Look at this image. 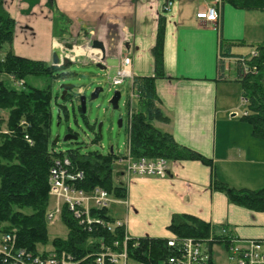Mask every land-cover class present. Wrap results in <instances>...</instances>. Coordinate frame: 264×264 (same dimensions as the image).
<instances>
[{"label": "crops", "instance_id": "crops-1", "mask_svg": "<svg viewBox=\"0 0 264 264\" xmlns=\"http://www.w3.org/2000/svg\"><path fill=\"white\" fill-rule=\"evenodd\" d=\"M18 3L26 4L30 11L45 10L42 16L46 23L60 29L58 35L51 30L45 62L50 64L56 54L61 61L106 69L110 59H116L114 65L118 67L123 57H131L135 77L154 76L157 30L160 19L165 18V78L157 79L155 86L158 107L170 121L155 122L154 126L172 135L178 144L213 159L220 182L235 189L264 187V142L253 136L251 125L239 116L238 95L242 97L243 90L235 93L234 101L233 97L232 102L226 101L228 84L238 82L237 78H220L219 71L221 37L243 41L251 48L264 41L250 37L248 11L220 5L219 23L214 25L197 20V12L210 4L198 0L178 1L170 12L164 10V0ZM94 40L105 47L103 62L101 51L92 48ZM232 53L247 55L236 54L234 49ZM126 201L115 206L124 208L121 218L135 239L171 238L168 227L173 216L190 215L210 223L215 231L218 226L226 227L239 239L264 240V212L231 203L226 193L213 189L212 169L198 161L172 162L165 176L135 180L127 186Z\"/></svg>", "mask_w": 264, "mask_h": 264}, {"label": "trees", "instance_id": "trees-1", "mask_svg": "<svg viewBox=\"0 0 264 264\" xmlns=\"http://www.w3.org/2000/svg\"><path fill=\"white\" fill-rule=\"evenodd\" d=\"M238 10L264 11V0H221ZM16 22L10 17L5 0H0V50L5 43L13 40ZM166 19L161 18L154 47L155 74L149 77H136L134 88L138 94L137 107L133 110L130 125V153L135 159L159 160L169 163L177 161H198L210 167L213 172V189L226 193L228 200L238 206L254 212H264V187L258 190L235 189L220 182L215 175L214 161L211 158L183 145L178 144L172 135L162 132L154 126L155 122L168 123L170 119L158 107L159 98L155 82L165 78L164 41ZM246 46L239 40H225L221 37L219 53L223 59H240L242 56L232 53V49ZM259 57L247 65L248 74H244L243 64L237 61V81L241 84L243 96L249 101L247 116L243 121L252 127L253 136L264 141V41L253 45ZM70 63L65 60L60 66L47 62L34 61L19 57L11 52L0 59V235L15 233L18 244L29 250L39 245H52L56 249L81 256L88 249L91 238L113 237V233L100 232L88 234L73 219L68 207L63 208L62 222L68 229L65 238L50 239L46 215L52 205L49 195V172L56 158H67L76 172L84 174L75 186L90 191L101 187L115 199L126 197V188L122 173L116 165L125 155L118 153L101 154L99 152L82 153L80 148L66 152H56L52 140V92L44 89L29 88L17 90L9 88L3 76L11 77L15 82L25 85L30 76H49L54 79L73 77L75 73L65 72ZM256 67L257 72H251ZM220 78H224L223 62L219 66ZM71 98L70 92L64 100ZM61 110L68 112L65 106ZM82 117L86 120L81 105ZM6 114V117L3 114ZM95 130V127H91ZM95 141L101 139L95 134ZM78 144V143H76ZM99 215H107L111 210L104 209ZM179 238L209 239L225 244L227 241L216 236L215 228L208 222L190 215H174L168 227ZM225 229V227H223ZM121 233L118 232V237ZM168 239L145 237L139 239V246H129V264H170L175 254L167 245ZM213 250V249H212ZM215 264V263H210Z\"/></svg>", "mask_w": 264, "mask_h": 264}, {"label": "built area", "instance_id": "built-area-1", "mask_svg": "<svg viewBox=\"0 0 264 264\" xmlns=\"http://www.w3.org/2000/svg\"><path fill=\"white\" fill-rule=\"evenodd\" d=\"M181 0H164V10L170 12L175 3ZM210 2L197 13V19L211 24H217L219 20L218 5L221 0H198ZM259 57V52L253 50L250 56L238 59L243 64L244 74L250 72L247 65L253 59ZM226 61L225 59H221ZM132 59L123 57L117 68V73L111 79V86L123 85L127 80L133 85L134 74L131 70ZM225 70L228 65L225 64ZM251 72H257L256 67ZM21 85V84H20ZM136 95L132 91L131 100ZM242 104L246 105L248 99L243 97ZM244 115H247L245 113ZM125 164L124 175L127 183H131L144 177L165 176L169 163L164 159L148 160L134 159L130 151L121 160ZM82 172H76L72 163L67 158H56L49 172V195L53 205L46 218L54 224L61 221L63 208L68 207L73 219L80 228L88 234L100 232L113 233V237H94L88 242L85 254L78 256L61 251L52 246H39L36 250L21 247L15 233L0 235V264H129V246H139V240L132 238L127 231V221L123 219H109L107 215H99V212L109 208L114 203H122L113 199L107 191L95 187L90 191L80 189L75 183L83 179ZM118 232L121 236L118 237ZM221 237L227 242L223 245L219 241L213 244V237L209 239L179 238L173 236L168 239L167 245L175 254L169 259L170 264H210L213 260L214 246H222L221 253L225 264H264V240L239 239L223 229ZM213 249V250H212ZM140 264V263H137Z\"/></svg>", "mask_w": 264, "mask_h": 264}, {"label": "rangeland", "instance_id": "rangeland-1", "mask_svg": "<svg viewBox=\"0 0 264 264\" xmlns=\"http://www.w3.org/2000/svg\"><path fill=\"white\" fill-rule=\"evenodd\" d=\"M14 0H5V6L8 14L16 22L13 40L10 43H5L0 50V59L4 58L8 53L16 56L27 58L34 61H47L50 40L52 33L54 35L60 34V29L51 22L47 24L45 20V10H33L27 8V5L21 6L18 2L13 3ZM193 4L194 2H189ZM234 8V7H233ZM42 12V13H41ZM248 25L247 30L255 41L264 40V11H251L248 12ZM34 14V15H33ZM46 15V14H45ZM52 26V27H51ZM27 27L33 30L30 31ZM53 30V32L51 31ZM252 48L248 45L238 46L234 48V53L249 54ZM108 60L106 69H101L96 65L83 66L80 64H71L69 68L64 69L65 72L75 73L73 77H66L61 79L50 78L49 76H34L30 75L25 79V85L19 87L11 77L3 76L5 83L9 88L17 90H28L29 88L44 89L49 87L53 100H52V126L51 134L54 141L59 136V142L54 145L56 152H66L70 149L80 148L82 153L99 152L107 154L113 148L115 153L125 154L128 150V115H129V102L131 97V88L129 83L126 82L122 86L111 87L110 83L117 73L116 59ZM50 64L53 65V56L50 59ZM231 69L226 72L229 80L237 78V71L232 61H227ZM62 85L72 86L69 92L71 98L69 100L62 99L63 90ZM230 85V86H229ZM228 95L226 101L232 102L235 100V93L241 91L242 86L238 82L228 84ZM97 88H102L103 92L95 100L91 99L92 94ZM119 91L121 99L119 102V109H113L110 100L114 93ZM240 94V93H239ZM85 97L86 102V120L82 117L79 107L81 105V98ZM239 98H242L238 95ZM238 98V99H239ZM241 100V99H240ZM138 99H133L131 108L137 107ZM60 106L67 108V113L61 110ZM242 102L239 104L238 112L242 117V113L246 110L242 107ZM246 108V106H244ZM6 117V114H3ZM123 119V127H119V120ZM102 124L101 139L94 142L98 133L99 125ZM91 127H95L92 130ZM75 135L76 141L64 142L67 135ZM264 142V141H263ZM78 143V144H76ZM117 168H124V163L116 165ZM111 215L115 218L123 217L124 208L121 206L113 205L111 207ZM243 217L239 216L241 222ZM250 226V224H243ZM49 237L65 238L68 234V229L60 221L54 224L49 223ZM226 228V227H225ZM223 227L216 228V234L222 233ZM227 229V228H226ZM228 231V230H227ZM229 232V231H228ZM224 251L222 246H214L213 260L219 264H225V259L221 253Z\"/></svg>", "mask_w": 264, "mask_h": 264}, {"label": "water", "instance_id": "water-1", "mask_svg": "<svg viewBox=\"0 0 264 264\" xmlns=\"http://www.w3.org/2000/svg\"><path fill=\"white\" fill-rule=\"evenodd\" d=\"M91 45H92L93 49L101 51L102 61H104V59H105V47H104L103 43L98 41V40H94V41H92ZM53 65L54 66L61 65V59L56 54H54V56H53ZM97 67L104 69V67H102L101 65H97ZM61 89L63 90L62 99L64 100L66 95L69 93V91L71 89H73V87L68 86V85H62ZM101 92H103V89L97 88L94 91V93L92 94L91 99L92 100L97 99ZM120 99H121V93L119 91H116L114 93L112 99L110 100V103H111L113 109H115V110L119 109ZM86 102H87L86 98L82 97L81 98V108H82L84 114L86 113ZM122 126H123V119H120L119 120V127L121 128ZM101 129H102V124L99 125V129H98V133L100 134V136H101ZM59 140H60V138H59V136H57L56 139L54 140V144L56 145L59 142ZM63 140H64V142L76 141L77 137L75 135L70 134V135H67ZM113 152H114V150H113V148H111V153H113Z\"/></svg>", "mask_w": 264, "mask_h": 264}]
</instances>
